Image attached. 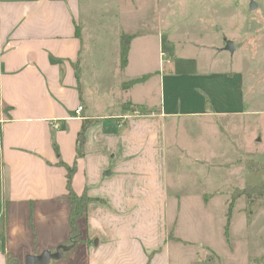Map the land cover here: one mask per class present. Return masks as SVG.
Returning a JSON list of instances; mask_svg holds the SVG:
<instances>
[{"label":"crops","instance_id":"1","mask_svg":"<svg viewBox=\"0 0 264 264\" xmlns=\"http://www.w3.org/2000/svg\"><path fill=\"white\" fill-rule=\"evenodd\" d=\"M81 13L79 0H0V264H8L7 254L25 262L55 252L70 238L68 170L60 159L76 166L74 191L92 200L84 243L67 246L51 264H200L212 252L183 251L195 242L180 235L179 220L195 224L202 215L176 211L180 181L170 177L168 135L177 120L222 125L218 118L246 114L241 78L227 70L179 74L175 62L151 66L133 47L138 35L124 44L126 64L120 39L114 52L87 51ZM239 149L250 158L231 164L251 176L247 161H256L257 149ZM188 156L179 154L176 164L187 166ZM206 194L196 195L205 207ZM240 198L238 213L250 226L253 200L242 194L234 204Z\"/></svg>","mask_w":264,"mask_h":264},{"label":"rangeland","instance_id":"2","mask_svg":"<svg viewBox=\"0 0 264 264\" xmlns=\"http://www.w3.org/2000/svg\"><path fill=\"white\" fill-rule=\"evenodd\" d=\"M254 1L251 9V0H79L87 51L100 46L114 52L118 39L123 51L129 38L138 35L133 47L146 53L151 66L175 62L179 74L227 70L241 78L246 114L237 120L218 118L223 126L202 118L177 120L168 135L170 177L180 181L176 211L181 217L186 211L202 215L195 224L179 220L180 235L195 242L183 251L202 258L208 252L215 255L208 254L200 264H264V195L253 194L246 207L254 212L247 213L250 226L238 213L241 198L230 220L228 216L233 195L242 191L233 194L231 186L249 189L264 182V0ZM228 40L236 44L234 52L225 49ZM231 125L237 130L230 132ZM247 144L257 149L256 161H247L251 176L231 164L238 156L250 158L239 149ZM182 153L189 155L187 166L176 164ZM215 187L220 190L209 194ZM204 189L206 207L196 196ZM79 222L63 245L84 243V219ZM35 246L42 251L44 241ZM18 262L25 264L24 258Z\"/></svg>","mask_w":264,"mask_h":264},{"label":"trees","instance_id":"3","mask_svg":"<svg viewBox=\"0 0 264 264\" xmlns=\"http://www.w3.org/2000/svg\"><path fill=\"white\" fill-rule=\"evenodd\" d=\"M125 48L122 51V58H123V62L126 64L127 62V56H128V51H129V47L128 45L124 46ZM86 123H84L83 126V130L80 132L79 134V141H80V145L83 144L84 142V133L86 131L87 128ZM79 155H82V152L79 151L78 152ZM59 163L63 166H65L68 170V181H67V185H68V189H69V193H68V200L70 202V211H69V224H70V236L71 234L76 230H78L79 225H80V220L85 219L86 217V213H87V209H88V205L90 203V201L92 200L90 197H88L86 194L83 195H78L72 185H71V181H72V177L74 172L76 171L75 168L76 166L74 165L73 168L69 167L68 165L65 164L64 161H62V159H60ZM255 193H260L261 195H264V182L259 183L257 185H254L253 187L245 188L242 191H239V193H237L236 196H234V198L232 199V201L230 202V207H229V220L231 219L232 216V212H233V204L234 201L240 197V195L245 194L248 198L253 197V194ZM72 249H69V251H71ZM67 251V250H66ZM64 252V251H63ZM7 262L8 264H18V259L16 257H14L12 254H7Z\"/></svg>","mask_w":264,"mask_h":264},{"label":"water","instance_id":"4","mask_svg":"<svg viewBox=\"0 0 264 264\" xmlns=\"http://www.w3.org/2000/svg\"><path fill=\"white\" fill-rule=\"evenodd\" d=\"M255 5H256V2L254 0H251V9L254 8ZM225 49L231 52H234L236 49V44L228 40L226 42ZM66 249H67L66 245L60 244V246L57 248L55 252L45 250V252H42L37 255L30 254L25 257V262H26L25 264H49L51 260L60 259L63 251Z\"/></svg>","mask_w":264,"mask_h":264},{"label":"built area","instance_id":"5","mask_svg":"<svg viewBox=\"0 0 264 264\" xmlns=\"http://www.w3.org/2000/svg\"><path fill=\"white\" fill-rule=\"evenodd\" d=\"M163 55H165V53H163ZM77 109H78V110H77V114H78V116H79V117H82V113H83V111H84V107L81 105V106H79Z\"/></svg>","mask_w":264,"mask_h":264}]
</instances>
